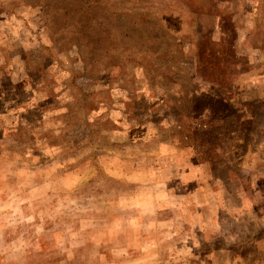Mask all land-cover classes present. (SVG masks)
Instances as JSON below:
<instances>
[{"label": "rangeland", "instance_id": "1", "mask_svg": "<svg viewBox=\"0 0 264 264\" xmlns=\"http://www.w3.org/2000/svg\"><path fill=\"white\" fill-rule=\"evenodd\" d=\"M260 94L264 0H0V264H264L253 218L211 226L160 144L228 146L234 189Z\"/></svg>", "mask_w": 264, "mask_h": 264}, {"label": "crops", "instance_id": "2", "mask_svg": "<svg viewBox=\"0 0 264 264\" xmlns=\"http://www.w3.org/2000/svg\"><path fill=\"white\" fill-rule=\"evenodd\" d=\"M203 93L209 97L220 98L213 93L212 89L206 90ZM258 102V111L260 112L262 107H264V94L258 96ZM248 107L250 106L243 104L239 111L245 112L249 115V111H247ZM250 111L254 112L253 109H250ZM250 118L253 119V116H243L242 120ZM169 126L172 125L168 124V127ZM258 126L263 130V137L260 140H256V154H258V156L255 157V160L253 157L256 154H251L248 157L250 159L252 158L251 160L253 161L249 166L242 163V172L246 179L245 182H241L240 179L234 189L230 187L232 181L230 170L232 169V163L228 151V143L226 144V153L221 158L209 157L206 159H199L196 157V160H192L191 154L186 150L184 140H175L174 138L166 137L161 140V143L159 142L162 147V154L167 157V159H170L171 162H175V167H173L174 170L171 169L173 171L170 173V178L171 181L178 180L176 182L178 191L181 193L187 192L192 184L194 188L193 193L196 196L199 205L198 208H203L207 206L206 203H209L211 207L217 210L218 218H215V221L211 226L219 225L221 227L220 224L228 223V220H233L239 217H251L258 226V235L260 233L264 234V121H261ZM149 129L152 130L151 125H149V128H147L146 131H144L146 140L154 138L156 135L155 132L153 133V136H149L152 134L147 132ZM248 158L246 157L244 160ZM222 168H226V176L222 173L215 172L219 169L223 170ZM206 192L211 194L210 197L212 200L210 202H207L205 195ZM234 195L238 196L242 203V205L240 203V211L237 210V203L233 202ZM219 196H223L224 200L222 201L221 199H218ZM219 213L224 216L219 217Z\"/></svg>", "mask_w": 264, "mask_h": 264}, {"label": "trees", "instance_id": "3", "mask_svg": "<svg viewBox=\"0 0 264 264\" xmlns=\"http://www.w3.org/2000/svg\"><path fill=\"white\" fill-rule=\"evenodd\" d=\"M203 95H202V97H199V98H207L208 101L205 102V103H203V106L201 107V110L200 111L197 110V108L193 109V111H192L193 114L192 115H193L194 124L197 122V120L199 121L202 117L205 118V116H206L205 114H209V117L212 120H214V121L217 118V116L214 114L215 112H217L216 109H215V105L214 104H215V102H218V101H216V98L215 97H209V96H207L205 94H203ZM195 103H196V100H192L191 101L192 106H195ZM225 108L226 107H223L222 110L226 113L227 108L226 109ZM225 118H227V113H226ZM167 127H168V123H167ZM210 127H212V126H210ZM212 131L213 130L211 128H209V131L208 132H210V134H212ZM209 141L210 142H207V143H209V145L212 146V140H209Z\"/></svg>", "mask_w": 264, "mask_h": 264}]
</instances>
